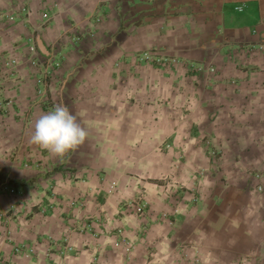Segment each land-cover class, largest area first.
Here are the masks:
<instances>
[{
    "label": "rangeland",
    "instance_id": "1",
    "mask_svg": "<svg viewBox=\"0 0 264 264\" xmlns=\"http://www.w3.org/2000/svg\"><path fill=\"white\" fill-rule=\"evenodd\" d=\"M6 7L0 5L2 23L20 27L22 20L28 25L21 26L26 27L24 41L0 42V89L19 80L26 89L13 94L8 88L0 95V115L19 124L15 142L7 150L0 148L18 168L28 161L18 159V153L30 154L28 163L39 167L0 178V193L6 200H22L27 221L26 227L20 224L15 202L0 206V241L22 262L42 264L51 252L80 251V236H107L103 242L116 251L117 264H156L158 234L195 221L203 213L212 177L222 171L221 152L205 132L215 111L203 109L201 101L211 97L197 89L209 84L207 65L163 58L156 49L112 61L109 48L94 46L93 32L82 27L71 36L63 30L53 43L38 37L45 57L35 36L47 16L35 24L19 15L16 3ZM56 105L66 106L88 133L83 144L62 158L30 142L35 122ZM7 128V123L1 126L3 136ZM28 183L35 185L32 196ZM33 216L37 219L29 222ZM48 223L50 230L45 229ZM13 224L18 232L39 231L20 240ZM61 226L64 232L58 235ZM174 258L167 264H174ZM4 262L9 263L0 254V264Z\"/></svg>",
    "mask_w": 264,
    "mask_h": 264
},
{
    "label": "crops",
    "instance_id": "2",
    "mask_svg": "<svg viewBox=\"0 0 264 264\" xmlns=\"http://www.w3.org/2000/svg\"><path fill=\"white\" fill-rule=\"evenodd\" d=\"M13 2L19 15L32 18L35 24L47 16L41 21L40 35L35 36L45 57L48 54L38 37L46 44L53 43L63 30L71 36L82 27L83 32H93L94 46L109 48L107 53L112 61L138 52L151 54L156 49L163 58L207 65L209 84L204 88L199 84L197 89L211 97L201 101L203 109L215 111L205 132L221 152L222 171L212 177L203 213L195 221L192 219L188 226L180 223V229L174 232L158 234L153 244L155 263L167 264L175 256L176 264H233L238 260L264 264V193L255 192L254 180L247 174L249 169H264V49L260 48L264 47V0H0V5L5 3L8 7ZM19 24L28 25L22 20ZM21 26L0 21V28L3 27L0 42H8L9 38L24 41L22 33L26 27ZM20 82L5 85L0 95L8 88L10 93H22L26 89L22 85L26 84ZM5 123L9 128L3 136L1 126ZM17 125L14 118L0 115L3 149L15 142ZM3 149L1 179L31 172L19 165L20 170ZM29 155L18 153L17 157L30 161ZM25 187L32 196L35 185L28 183ZM3 196L0 193V206L15 202L20 210L17 218L26 227L20 209L22 200L16 197L6 200ZM35 217L29 222H35ZM49 219L47 216V222ZM62 226L63 230H56V234L64 232ZM50 227L48 223L45 229ZM10 228L20 240L26 233L34 236L39 231L30 227L32 232L25 228L18 232L14 224ZM80 238V251L75 254L61 251V255L58 251L51 252L40 263L53 264L59 260L62 264H117L116 251L103 242L107 236L98 239L86 234ZM182 241L188 243H184V248ZM96 242H101L102 247L91 250L89 246ZM0 254L8 264H27L2 241Z\"/></svg>",
    "mask_w": 264,
    "mask_h": 264
},
{
    "label": "clouds",
    "instance_id": "3",
    "mask_svg": "<svg viewBox=\"0 0 264 264\" xmlns=\"http://www.w3.org/2000/svg\"><path fill=\"white\" fill-rule=\"evenodd\" d=\"M87 135L66 106L56 105L35 122L30 142L62 158L83 144Z\"/></svg>",
    "mask_w": 264,
    "mask_h": 264
},
{
    "label": "built area",
    "instance_id": "4",
    "mask_svg": "<svg viewBox=\"0 0 264 264\" xmlns=\"http://www.w3.org/2000/svg\"><path fill=\"white\" fill-rule=\"evenodd\" d=\"M238 10H241V7H238ZM260 48L261 49L262 48L264 49V47H262V46H260ZM145 55H147V54H145ZM23 165H24V168L33 167V168L36 169L37 167H39V164L38 163H35L33 165V164H29L28 162H24ZM249 175L254 180V186H253V188H254L255 192H257V193H264V169H253V170H250ZM2 264H8V263L7 262H4ZM233 264H251V263L238 260V261H236Z\"/></svg>",
    "mask_w": 264,
    "mask_h": 264
},
{
    "label": "water",
    "instance_id": "5",
    "mask_svg": "<svg viewBox=\"0 0 264 264\" xmlns=\"http://www.w3.org/2000/svg\"><path fill=\"white\" fill-rule=\"evenodd\" d=\"M39 45L41 46V48H42V45L39 43Z\"/></svg>",
    "mask_w": 264,
    "mask_h": 264
}]
</instances>
